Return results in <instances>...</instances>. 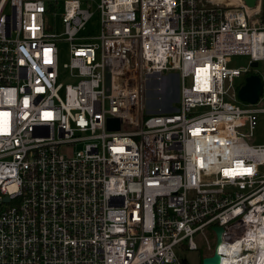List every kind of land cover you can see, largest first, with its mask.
<instances>
[{
    "label": "built area",
    "instance_id": "2783aa9c",
    "mask_svg": "<svg viewBox=\"0 0 264 264\" xmlns=\"http://www.w3.org/2000/svg\"><path fill=\"white\" fill-rule=\"evenodd\" d=\"M174 72L178 106L147 111ZM261 113L264 0H0V264H189L215 227L220 264H264Z\"/></svg>",
    "mask_w": 264,
    "mask_h": 264
},
{
    "label": "rangeland",
    "instance_id": "374dc122",
    "mask_svg": "<svg viewBox=\"0 0 264 264\" xmlns=\"http://www.w3.org/2000/svg\"><path fill=\"white\" fill-rule=\"evenodd\" d=\"M91 11L93 15L89 20L86 29L82 31L84 36H96L100 32V13L97 9L95 2L92 3ZM47 21L53 26L52 31L57 34H64L65 28L60 19L56 21L53 17H48ZM57 47L59 51V67H60V78L59 82L64 85L74 83V79L70 76V71L64 68V64L70 62L71 53L70 47L71 43L67 40L66 36L59 38L57 41ZM249 57L247 56H235L230 60L229 65L233 67L248 66ZM256 70H262V66H258ZM156 80V81H155ZM153 83V84H152ZM165 84V93H163L162 85ZM176 87H177V73H168L162 79L152 78L148 83L145 93L143 95L144 102L146 104V110L150 112H161V111H171V109L178 106L176 101ZM240 100L242 105H245L243 100ZM258 124L253 131V136L250 137L248 142L251 145H264V113L259 114ZM82 146H78L77 150H80ZM210 244L212 250L208 249V244L203 242L198 250L186 251L183 257L186 258L189 264H203L204 259L207 255L214 252L217 238L216 234L211 233L209 235Z\"/></svg>",
    "mask_w": 264,
    "mask_h": 264
},
{
    "label": "water",
    "instance_id": "95a60500",
    "mask_svg": "<svg viewBox=\"0 0 264 264\" xmlns=\"http://www.w3.org/2000/svg\"><path fill=\"white\" fill-rule=\"evenodd\" d=\"M247 5L251 8L256 6L257 0H245ZM254 67L258 66L257 62L253 63ZM263 90V83L262 79L258 74H253L246 79V83L244 86L241 87L239 90V98L244 102L248 103H257L259 98L262 94ZM180 96V84H179V75L177 74V87H176V101L179 100ZM173 110V108L171 109ZM109 125L112 129H119V120L111 119L109 120ZM217 235H218V244L221 242V237L223 233L222 227H215L214 228ZM221 263V256L218 254L217 250L215 249L213 256L205 257L203 264H220Z\"/></svg>",
    "mask_w": 264,
    "mask_h": 264
},
{
    "label": "bare ground",
    "instance_id": "6f19581e",
    "mask_svg": "<svg viewBox=\"0 0 264 264\" xmlns=\"http://www.w3.org/2000/svg\"><path fill=\"white\" fill-rule=\"evenodd\" d=\"M149 82H150V81H149ZM152 84H153V83H152ZM165 86H166L165 84L162 85V90H161V91H162L163 93H165V90H166V89H165Z\"/></svg>",
    "mask_w": 264,
    "mask_h": 264
},
{
    "label": "crops",
    "instance_id": "0c3cea01",
    "mask_svg": "<svg viewBox=\"0 0 264 264\" xmlns=\"http://www.w3.org/2000/svg\"><path fill=\"white\" fill-rule=\"evenodd\" d=\"M174 110V109H173Z\"/></svg>",
    "mask_w": 264,
    "mask_h": 264
}]
</instances>
